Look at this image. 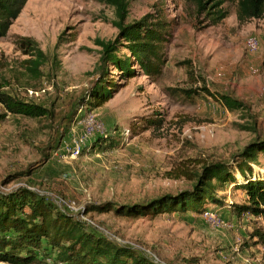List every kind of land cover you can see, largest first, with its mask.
Segmentation results:
<instances>
[{"label":"rangeland","instance_id":"obj_1","mask_svg":"<svg viewBox=\"0 0 264 264\" xmlns=\"http://www.w3.org/2000/svg\"><path fill=\"white\" fill-rule=\"evenodd\" d=\"M218 1L228 16L212 25L197 12L195 0H128V22L151 14L169 24L167 63L157 79L139 74L121 81L113 71V98L89 108L101 49L95 40L117 37L114 10L98 0H29L0 41V83H11L5 92L53 109L55 118L7 115L0 121V191L30 185L83 210L105 202L144 203L190 189L191 182L167 176L189 159L230 161L264 137V19L240 23L238 0ZM22 37L34 39L50 58L40 79L25 70L27 57L16 45ZM188 63L200 82L189 79ZM204 86L242 101L249 114L229 111L203 90L193 98L182 93ZM246 122H255L258 133L241 130ZM103 140L114 144L103 148ZM255 172L264 177L263 153ZM220 199L222 205L207 207L217 223L194 213L88 217L110 239L166 264H264V245L250 239L254 229L264 231V219L233 215L230 207L245 201L234 185Z\"/></svg>","mask_w":264,"mask_h":264},{"label":"trees","instance_id":"obj_2","mask_svg":"<svg viewBox=\"0 0 264 264\" xmlns=\"http://www.w3.org/2000/svg\"><path fill=\"white\" fill-rule=\"evenodd\" d=\"M28 1L0 0V41L7 37ZM98 1L114 10L115 19L111 24L118 30V35L114 40H95L101 49L96 68L98 78L86 103L89 108L101 107L113 98L118 86L113 71H117L121 81H128L139 74L150 79L159 78L167 63L165 47L172 36L169 24L151 14L128 22V0ZM222 5L223 2L218 0H195L197 12L208 17L212 25L221 23L228 16ZM237 16L240 23L264 19V0H238ZM16 45L27 57L23 64L28 75L34 79L44 76L42 68L48 65L50 58L37 42L22 37ZM188 64L189 79L200 82L198 77H193L191 63ZM9 86L10 82L0 83V105L5 110L0 121L7 115L34 120L55 118L53 109L3 91ZM202 90L214 96L229 111L249 114L248 107L242 101L226 94L216 96L205 86L183 90L182 93L193 98ZM147 123L154 124L152 121ZM239 128L258 133L255 122L239 124ZM113 144L114 140L100 143L103 148ZM261 153L264 154V137L259 136L234 154L230 161L189 159L169 171L167 176L191 182L190 189L164 194L144 203L91 204L85 208V214L114 213L128 218H155L176 213L203 215L208 206L222 205L220 192L234 185L244 192L245 201L230 207L233 215L238 219L244 216L264 219V177L257 176L255 172ZM26 174L31 175L29 171ZM250 239L254 246L264 245V231L254 229ZM48 261L53 264H166L159 257L156 262L146 252L117 243L98 229L64 213L53 199L30 185L8 192L0 191V264H47Z\"/></svg>","mask_w":264,"mask_h":264},{"label":"built area","instance_id":"obj_3","mask_svg":"<svg viewBox=\"0 0 264 264\" xmlns=\"http://www.w3.org/2000/svg\"><path fill=\"white\" fill-rule=\"evenodd\" d=\"M257 47L258 46H257V44L255 42H252L250 44V48H251L252 51H256ZM79 153H80V151L77 150L76 151V155H78ZM51 199H53V198L51 197ZM54 201L64 213L72 215V216L76 217L77 220H79L81 222H84L87 226L97 229L95 227L96 226L95 223L88 217V215L85 214V209L83 210L82 208L78 207L76 202H74V201H65L63 199L54 200ZM203 217L207 221H211L212 223H217L218 220H219L218 215L215 212L211 211V210L205 211V213L203 214ZM147 254L151 258H153L156 262H158V259H157L156 256H153V255H151L149 253H147Z\"/></svg>","mask_w":264,"mask_h":264},{"label":"crops","instance_id":"obj_4","mask_svg":"<svg viewBox=\"0 0 264 264\" xmlns=\"http://www.w3.org/2000/svg\"><path fill=\"white\" fill-rule=\"evenodd\" d=\"M221 212L225 213L226 211H224V210L222 211V210H221ZM228 212H229V211H228ZM228 212H226V213H228ZM2 264H4V263H2Z\"/></svg>","mask_w":264,"mask_h":264}]
</instances>
